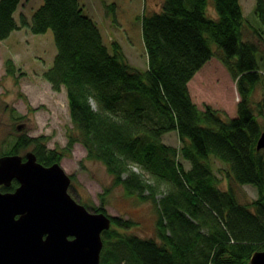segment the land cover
<instances>
[{
  "label": "trees",
  "instance_id": "obj_1",
  "mask_svg": "<svg viewBox=\"0 0 264 264\" xmlns=\"http://www.w3.org/2000/svg\"><path fill=\"white\" fill-rule=\"evenodd\" d=\"M19 3L0 0V41L20 28L52 31L56 54L43 77L67 94L77 134L68 135L66 149L80 142L86 158L105 166L112 186L157 206L150 238L127 234L133 222L109 215L100 264H248L264 250V156L255 147L262 127L251 104L262 73L257 43L243 39L248 28L262 33L248 25L240 0H161L160 10L141 20L145 70L129 63L120 43L107 48L79 0H43L30 19L24 15L29 22L20 15L21 25L14 19ZM254 14L264 30V0H255ZM213 56L236 81L235 117L200 109L191 98L189 81ZM5 66L15 73L10 59ZM169 131L177 132L180 148L162 142ZM42 139L20 134L0 156L32 146L42 165L60 163L64 153L46 149ZM211 158L228 163V179L253 185L257 197L244 204L230 186L220 188ZM92 211L107 214L101 205Z\"/></svg>",
  "mask_w": 264,
  "mask_h": 264
},
{
  "label": "rangeland",
  "instance_id": "obj_2",
  "mask_svg": "<svg viewBox=\"0 0 264 264\" xmlns=\"http://www.w3.org/2000/svg\"><path fill=\"white\" fill-rule=\"evenodd\" d=\"M83 13L90 16L100 29L103 42L109 50L113 41L120 43L129 63L140 70L147 68V57L141 34V20L159 11L161 0H79ZM43 0H20L16 20L20 15L30 19L32 13ZM243 14L248 25L258 27L259 37L253 29H246L244 40L257 43L256 54L262 73L261 82L251 95V104L257 120L264 130V110L258 111V103L264 105V30L258 25L254 14L255 0H240ZM208 13L214 15L211 6ZM56 46L52 31L34 34L22 28L13 30L0 41V152L8 149V144L20 134L28 137H42L46 149L63 152L60 164L71 177L70 195L94 212L100 205L107 215L130 219L133 224L125 230L140 238L154 236L158 218L157 206L150 201H141L136 194H127L123 188L112 186V178L105 166L99 161L86 158V150L80 142H75L67 150L68 135L75 136L68 110L65 88L54 91L43 77L44 71L51 67ZM10 59L15 73L6 71L5 62ZM192 100L203 109L209 105L227 117H235L239 95L236 81L226 67L216 58H210L188 83ZM23 125L17 130V125ZM7 141H4V140ZM166 145L180 148L182 145L176 131L162 135ZM32 146L21 150H31ZM264 156V149L261 150ZM5 154V153H4ZM184 169L189 170V161L179 155ZM213 171L219 180V187L230 186L241 203H250L257 197L253 185L236 184L228 179V163L210 159ZM227 167V169H226ZM225 177V178H224ZM108 189V190H106ZM103 195V197H101Z\"/></svg>",
  "mask_w": 264,
  "mask_h": 264
},
{
  "label": "water",
  "instance_id": "obj_3",
  "mask_svg": "<svg viewBox=\"0 0 264 264\" xmlns=\"http://www.w3.org/2000/svg\"><path fill=\"white\" fill-rule=\"evenodd\" d=\"M255 147L264 149V131ZM13 180V191L0 190V264H100L111 217L70 195L72 179L60 163L42 165L32 151L1 155L0 187ZM248 264H264V250Z\"/></svg>",
  "mask_w": 264,
  "mask_h": 264
},
{
  "label": "bare ground",
  "instance_id": "obj_4",
  "mask_svg": "<svg viewBox=\"0 0 264 264\" xmlns=\"http://www.w3.org/2000/svg\"><path fill=\"white\" fill-rule=\"evenodd\" d=\"M18 9V8H17ZM17 11V10H16ZM22 16H24V15H22ZM21 16H19V19L18 20H16L15 19V17H14V19H15V21H16V23L18 24V25H21V18H20ZM25 17V16H24ZM25 19L29 22V20L25 17ZM22 27V26H21ZM20 29H22V28H20ZM25 29H27V28H25ZM262 131H264V130H262ZM226 169H227V167H226ZM226 176H227V174H226Z\"/></svg>",
  "mask_w": 264,
  "mask_h": 264
},
{
  "label": "clouds",
  "instance_id": "obj_5",
  "mask_svg": "<svg viewBox=\"0 0 264 264\" xmlns=\"http://www.w3.org/2000/svg\"><path fill=\"white\" fill-rule=\"evenodd\" d=\"M127 175H128V173H126V172L125 173H122V176L123 177H126Z\"/></svg>",
  "mask_w": 264,
  "mask_h": 264
},
{
  "label": "flooded vegetation",
  "instance_id": "obj_6",
  "mask_svg": "<svg viewBox=\"0 0 264 264\" xmlns=\"http://www.w3.org/2000/svg\"><path fill=\"white\" fill-rule=\"evenodd\" d=\"M71 182H72V180H71ZM11 183H12V182H11ZM17 185H18V184H17ZM14 189H15V188H14ZM14 189H13V190H14Z\"/></svg>",
  "mask_w": 264,
  "mask_h": 264
},
{
  "label": "crops",
  "instance_id": "obj_7",
  "mask_svg": "<svg viewBox=\"0 0 264 264\" xmlns=\"http://www.w3.org/2000/svg\"><path fill=\"white\" fill-rule=\"evenodd\" d=\"M225 178V177H224Z\"/></svg>",
  "mask_w": 264,
  "mask_h": 264
}]
</instances>
